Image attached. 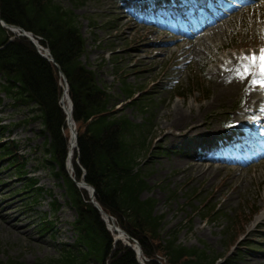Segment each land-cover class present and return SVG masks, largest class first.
<instances>
[{
    "label": "rangeland",
    "instance_id": "1",
    "mask_svg": "<svg viewBox=\"0 0 264 264\" xmlns=\"http://www.w3.org/2000/svg\"><path fill=\"white\" fill-rule=\"evenodd\" d=\"M58 1L66 6L73 2ZM74 1L78 2L74 12L78 15L80 30L86 39L82 59L95 70L98 82L123 102L121 111L133 122L144 123L147 148L155 138L153 148L147 152L144 160L149 188L142 196L156 200L155 212L164 216L165 229L179 230L178 239L182 244L201 246L204 242L227 256L235 254L242 247L240 243L235 245L236 242L249 238L264 242V231L255 229L251 231L252 234L248 233L264 212V182L260 181L261 191L256 193L253 190L256 179L249 185L237 183V187H234L235 181L229 182L230 171H203L199 167H192L193 161L185 156L197 153L190 139L187 144L182 141L180 151L170 153V135L185 131L192 120L199 121L200 112H204L203 120L212 113L230 114L235 112L237 104L245 101L242 88L230 89L228 93L223 91L224 97L219 103L205 111L198 109L199 104L205 105L214 93L226 86L220 85L223 80L220 79L221 72L217 70L221 60H227L235 52H247L249 46L261 41L259 34L255 38L245 30V24H249V31L257 28L256 20L249 23L251 12L238 11L220 25L221 32L198 39L190 49L170 46L161 52L163 41L170 38L152 35L153 27L147 28L128 15L126 2L133 0ZM122 4H125L123 9ZM124 11L129 18L127 20L122 17ZM142 45L150 50L136 53L134 49ZM120 80L138 91L136 103L123 100ZM192 86L195 88L191 89ZM176 93L182 96L175 97ZM6 102L3 98L0 120L9 126L6 133L9 132V139L18 144L17 154L27 157L25 168L32 171L30 174L46 190L35 210L50 217L53 222L51 231L54 230L55 236L45 237L37 233L38 214L22 204L26 200L21 193L13 192L14 188L21 186L9 172L10 169H0V260L14 258L31 264L37 259L55 255L56 242H71L73 234L70 222L75 212L65 202L67 197L62 179L52 174L56 169L48 164L50 170L41 164L48 157L42 154L47 146V134L38 122L21 123L23 115ZM140 103L148 107L140 109ZM177 106L184 110L182 114L186 116L181 126L170 124ZM190 112L195 117H191ZM261 113L259 109L253 115L257 117ZM237 116L239 114H230L229 119H237ZM262 168L264 164L255 167L259 170ZM252 174L251 171L246 172L249 178ZM52 200L61 205L56 211L52 209ZM206 202L218 203L222 217L217 220L203 218L199 206ZM261 207L259 216L252 217V211ZM259 244L263 247L260 251H243L227 264H264V244Z\"/></svg>",
    "mask_w": 264,
    "mask_h": 264
},
{
    "label": "trees",
    "instance_id": "2",
    "mask_svg": "<svg viewBox=\"0 0 264 264\" xmlns=\"http://www.w3.org/2000/svg\"><path fill=\"white\" fill-rule=\"evenodd\" d=\"M74 16L54 0H0V18L40 35L41 43L49 47L64 73L78 129L75 157L85 169V181L94 187L101 208L138 240L142 253L150 258L146 264H158L153 259L157 255L166 264H214L217 255L206 245H182L173 231L161 236L162 217L153 214L154 200L140 198L147 183L135 167L136 144L141 142L137 125L124 115L116 118L109 114V94L97 85L92 70L80 61L84 40ZM0 45V72L5 77L0 86L15 103L35 104L40 110L33 118H40L50 135V151L59 163L69 202L77 214L73 221L77 233L74 245L62 248L57 258L35 264H139L130 247L113 242L98 210L64 172L67 142L62 135L65 115L58 103V69L26 38L8 40L1 26ZM75 169L79 177L80 169L76 165ZM0 264L25 263L9 260Z\"/></svg>",
    "mask_w": 264,
    "mask_h": 264
},
{
    "label": "bare ground",
    "instance_id": "3",
    "mask_svg": "<svg viewBox=\"0 0 264 264\" xmlns=\"http://www.w3.org/2000/svg\"><path fill=\"white\" fill-rule=\"evenodd\" d=\"M232 69H238V66H233ZM232 69L229 68L230 72L228 73V76L233 81V86L229 87L227 89H233L236 86H238L239 83H245L247 78L250 77L247 73L245 66H241L240 72L238 74ZM230 85H232V84H227V86H230ZM221 90L226 91L224 89H221ZM223 91L214 93L212 99L206 104V106L204 108L199 107V110L204 111L208 108H211L215 103H218L224 97ZM247 97H248V99H247L248 104H255L261 100V96L258 95L254 90H251L248 93ZM62 102H63L66 110L68 111L69 110V102H68V98H67L66 93H63V95H62ZM182 111H184L182 108H180L179 106L176 107V109L174 110V118L172 119V121L170 123L171 125H175V126H181L182 125L183 120L186 119V116L182 114ZM201 115H202V113L200 112L199 113V121L198 120H192L190 122V126L185 131L177 133V135L182 136V135L186 134L187 132H190L188 137H193V138L198 137L200 140L199 144L205 143L206 142V136H208V138L211 141H213V144H209L206 142L207 143L206 146L215 147V146H217L216 145L217 143L215 142V134L217 135V134H220V132H221L220 127L218 125L220 120L218 117H216L214 115V118L207 121L206 125L200 126V123L201 124L206 123V120H203ZM190 116L195 117V114L191 115V112H190ZM200 130L202 132H200ZM198 133H199V136H197ZM170 136L173 139L176 137L175 135H170ZM183 141H186V139H184ZM191 141H193V140H191ZM74 149H75V141H74V135L72 134L70 136V139H69L67 156H66V168H67L68 172L71 174H73V170H74V167L72 165V158H73V154H74ZM206 161H207V165H203V164L200 165L199 163L194 162L191 164V166L192 167H199L203 171H207V170L211 171V170H219V166H221V164L224 163V162L217 163L216 164L217 166H214L213 164H215L216 162H219L220 159L215 158L212 155H209L208 153H207ZM222 166L225 168V164H223ZM226 167L229 169L232 168L231 166H228V165H226ZM108 224L110 225V227L114 231V225L111 223L110 220H108Z\"/></svg>",
    "mask_w": 264,
    "mask_h": 264
},
{
    "label": "snow or ice",
    "instance_id": "4",
    "mask_svg": "<svg viewBox=\"0 0 264 264\" xmlns=\"http://www.w3.org/2000/svg\"><path fill=\"white\" fill-rule=\"evenodd\" d=\"M249 59L252 60L253 63H257V62L259 63L261 74L264 75V50H262V55L260 57H256L255 55H253L249 57ZM254 83H258L262 87H264V79L254 81Z\"/></svg>",
    "mask_w": 264,
    "mask_h": 264
},
{
    "label": "water",
    "instance_id": "5",
    "mask_svg": "<svg viewBox=\"0 0 264 264\" xmlns=\"http://www.w3.org/2000/svg\"><path fill=\"white\" fill-rule=\"evenodd\" d=\"M97 208L99 209V207L97 206ZM100 210V209H99ZM140 264H143L141 261H140Z\"/></svg>",
    "mask_w": 264,
    "mask_h": 264
}]
</instances>
